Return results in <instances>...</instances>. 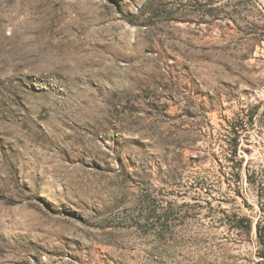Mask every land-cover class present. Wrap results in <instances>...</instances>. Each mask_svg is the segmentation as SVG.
I'll use <instances>...</instances> for the list:
<instances>
[{"label":"rangeland","instance_id":"rangeland-1","mask_svg":"<svg viewBox=\"0 0 264 264\" xmlns=\"http://www.w3.org/2000/svg\"><path fill=\"white\" fill-rule=\"evenodd\" d=\"M264 0H0V264H264Z\"/></svg>","mask_w":264,"mask_h":264},{"label":"trees","instance_id":"trees-1","mask_svg":"<svg viewBox=\"0 0 264 264\" xmlns=\"http://www.w3.org/2000/svg\"><path fill=\"white\" fill-rule=\"evenodd\" d=\"M261 243L264 245V237L260 239ZM264 257V256H262Z\"/></svg>","mask_w":264,"mask_h":264}]
</instances>
